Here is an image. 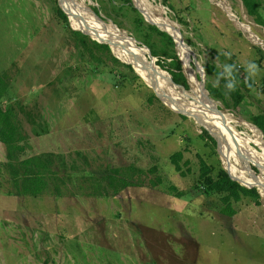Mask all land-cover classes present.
<instances>
[{
    "label": "rangeland",
    "instance_id": "obj_1",
    "mask_svg": "<svg viewBox=\"0 0 264 264\" xmlns=\"http://www.w3.org/2000/svg\"><path fill=\"white\" fill-rule=\"evenodd\" d=\"M151 3L157 14L161 3L163 16L178 25L191 73L208 95L220 109L242 119L244 126L237 124L236 130L247 138L246 124L254 126L248 132L264 143L251 120L264 113V25L248 15L242 0ZM135 4L86 0L99 18L145 45L151 23ZM57 6L58 0H0V75L6 74L8 89L0 105L16 103L21 109L28 147L24 157L52 158L70 188L62 196L17 193L0 141V264H264L261 196L259 205L248 197L234 203L236 214L229 217L222 214L216 194L197 187L198 156L214 177L226 171L217 139L210 132L215 143L201 138L203 124L162 99L150 101L152 87L136 80L128 68L91 64L70 51ZM259 12L264 21V0ZM175 48L188 78L184 57L177 44ZM222 56L232 57L254 81L235 106L230 98L226 106L207 88L222 85L205 72L207 65L226 71L230 60ZM72 64L79 67L77 73L64 76ZM250 64L256 65L254 74ZM241 76L246 78L244 72ZM188 84V89L177 86L189 92ZM179 150L181 163L188 161L191 169L185 176L170 161ZM128 166L146 172V180L158 178L159 184L146 181L117 195H90L92 185L109 169Z\"/></svg>",
    "mask_w": 264,
    "mask_h": 264
},
{
    "label": "trees",
    "instance_id": "obj_2",
    "mask_svg": "<svg viewBox=\"0 0 264 264\" xmlns=\"http://www.w3.org/2000/svg\"><path fill=\"white\" fill-rule=\"evenodd\" d=\"M54 1L56 2V0ZM161 1L164 5H168L169 0ZM242 2L248 15L252 16L258 24L264 25V21L259 12L261 0H242ZM94 9L98 12L96 8ZM55 12L64 23L65 43L70 51L72 50L74 53H77L80 58L87 60V62L91 64L110 65L112 68L120 66L126 67L133 73V77L136 80L140 79L143 81L133 71L131 65L122 63L119 58L113 55L108 44L99 43L80 30L72 29L67 15L60 7L57 6ZM69 18L73 26L85 29L83 26L77 25L70 15ZM137 21H139L140 24L144 23L142 18L137 19ZM148 29L149 32L144 36V44L151 50L154 57L159 58L157 64L171 74L175 84L188 89V79L184 73L182 61L177 55L175 48L176 43L173 37L156 25H148ZM153 34L154 37H152ZM222 57L223 59L230 60L228 68L231 66V74L229 75L226 71L220 72L218 68L207 65L205 67L206 74L215 75L222 84L220 87L207 85V88L214 98L222 99L226 106H229L228 98L233 101V105L235 106L241 103L246 93L253 89L254 81L246 75L244 69L239 68L238 65L234 63L232 57ZM121 60L128 62L123 58H121ZM77 69H79V67L72 64V66L68 68V71L64 72V76L70 75L73 71L76 72ZM241 72H244L246 76L245 79L242 78ZM5 77V73L0 75V100L8 91ZM229 82H235L236 87L233 90H229L226 87ZM152 99L157 100L153 92H151L149 100L151 101ZM20 113L21 109L16 103L6 106L0 105V141L6 148V166L9 169L11 181L17 193L33 197H39L48 193L57 196L69 193L70 188L68 187L67 178L61 175L59 170L55 169L52 158L41 155L24 157L28 147L25 134L22 131L19 121ZM251 120L264 135V113L252 116ZM201 138L215 143L214 138L207 130H203ZM183 157V151L179 150L170 156V161L174 165L175 170L180 172L182 176H185L190 173L191 169L188 161H184L183 164L181 163ZM198 157L199 175L197 177V187L205 194H216L219 197L220 202L223 204L221 208L222 214L229 217L234 216L236 214L234 203L240 202L245 197L253 198L257 205L260 204V194L257 188H246L240 185L237 181L232 180L225 170H219L217 176L214 177L212 168L203 158L200 156ZM150 171L154 173L156 168ZM144 173L146 172L134 166H128L127 168H111L104 178L102 177L99 182H95L92 185L90 195H117L121 190L129 186L142 185L145 184L146 181H148L151 186L159 184L158 178L154 180H146V178H143ZM229 173L243 182L235 173L231 171H229ZM178 195H181V193H178Z\"/></svg>",
    "mask_w": 264,
    "mask_h": 264
},
{
    "label": "bare ground",
    "instance_id": "obj_3",
    "mask_svg": "<svg viewBox=\"0 0 264 264\" xmlns=\"http://www.w3.org/2000/svg\"><path fill=\"white\" fill-rule=\"evenodd\" d=\"M133 1L139 6L149 20L158 23L163 30L170 32L175 37L182 57H184L185 60L188 80L192 86L191 91L187 92L182 87L175 85L169 73L156 65L155 61L153 63V60H150L148 57L149 51L143 45H140L135 38L131 37L124 30H121L116 24L106 22L99 18L87 7L86 0H59V3L68 14V17L70 15L77 25L83 26L85 30L92 32L96 39L113 40L114 43L111 42V46L114 53L119 58L127 60L128 62H123L130 63L135 73L138 74L144 83H149L152 87L151 89L160 94L167 92L174 95L177 99L187 102L190 106L189 109L178 107V105L171 103H167V105L177 111L186 113L187 116L192 117L199 125L203 124L202 126L217 139V143L220 145L219 151L224 168L228 172L231 171L235 173L242 179L245 185L256 187L261 198L264 200V143L261 137L255 138L248 132H253L255 127L246 124L248 131L245 132L247 138H244L242 134L236 130L237 124L243 123L242 119L239 120L232 114L220 109L218 104L213 101L212 97L204 90L202 84H200L197 78L191 73L189 67L190 57H188L189 51L184 44L181 43L180 29L178 25L172 22L168 17L163 16L165 8L161 3L155 8L160 12V14H157L151 9V0ZM229 14L234 17L230 11ZM242 28L248 31L254 39H257V36L251 33L252 31L249 26L242 25ZM118 46L124 47L126 52L123 54L120 53ZM138 63H144L146 67L142 69L137 66ZM155 82H158V87L154 86ZM188 98H192V101H189ZM251 143L256 144V147ZM253 164L256 166V170L252 167ZM243 182L241 183L244 184Z\"/></svg>",
    "mask_w": 264,
    "mask_h": 264
},
{
    "label": "water",
    "instance_id": "obj_4",
    "mask_svg": "<svg viewBox=\"0 0 264 264\" xmlns=\"http://www.w3.org/2000/svg\"><path fill=\"white\" fill-rule=\"evenodd\" d=\"M59 1V0H58ZM136 5V7L138 8V9H140L139 8V6L137 5V4H135ZM59 6H60V8H61V10L68 16V14L65 12V10L61 7V5H60V3H59ZM141 10V9H140ZM142 11V10H141ZM95 14V13H94ZM147 20H148V22L149 23H151L152 25H156L158 28H160L161 30H163L162 28H161V26L158 24V23H155V22H152L151 20H149L148 18H147ZM75 30H80L82 33H84V34H86V35H88V36H90L93 40H96L97 42H99V43H104V44H108L109 45V47H110V49H111V52L113 53V55L116 57V58H119L115 53H114V51L112 50V46H111V42H113L114 43V41L113 40H111V41H107V40H101V39H96L95 38V36H93V33L92 32H90V31H88V30H85V29H81V28H76ZM163 31H166V30H163ZM169 35H171L172 37H173V39H174V41L176 42V44H177V41H176V39H175V37L173 36V34H171L170 32H168V31H166ZM97 34V33H96ZM98 36V35H97ZM181 43L182 44H184L183 43V40H182V36H181ZM139 44H140V42H138ZM141 45V44H140ZM149 52H148V57L150 58V60H153V63H154V61L156 60V57H154L153 55H152V52H151V50L146 46V45H143ZM118 50H119V52L120 53H125L126 52V49L124 48V47H122V46H118ZM119 60L122 62V63H124V64H129V65H131L130 63H126V62H123L122 60H121V58H119ZM132 66V65H131ZM137 66H139L140 68H145L146 66H145V64L144 63H138L137 64ZM133 68V67H132ZM133 70H134V68H133ZM185 73V72H184ZM138 75V74H137ZM170 75V77H171V80H172V82L174 83V81H173V79H172V76H171V74H169ZM175 84V83H174ZM201 84V83H200ZM176 85V84H175ZM154 86H157L158 87V82H155L154 83ZM203 86V85H202ZM153 90V89H152ZM204 90H206L205 88H204ZM153 92L155 93V95H156V97L157 98H160V99H162L166 104L167 103H171V104H174V105H178V107H183V108H185V109H189V105L186 103V102H184V101H181L180 99H177L174 95H172V94H169V93H163V94H160L159 92H157V91H154L153 90ZM177 111V110H176ZM177 112H179V113H182V114H184V115H187L186 113H183V112H180V111H177ZM227 171V170H226ZM227 173H228V175L231 177V179L232 180H235V181H237L240 185H242V186H244V187H246V188H253L254 186H249V185H245V184H242L240 181H238L236 178H234L233 176H231L230 175V173L227 171ZM256 188V187H255ZM258 190V189H257ZM259 192V191H258Z\"/></svg>",
    "mask_w": 264,
    "mask_h": 264
},
{
    "label": "clouds",
    "instance_id": "obj_5",
    "mask_svg": "<svg viewBox=\"0 0 264 264\" xmlns=\"http://www.w3.org/2000/svg\"><path fill=\"white\" fill-rule=\"evenodd\" d=\"M176 43V42H175ZM249 68H250V70H252V74H254L255 73V71H256V65L255 64H250L249 65ZM226 72H228L229 73V75L231 74V66H229V68H226ZM170 74V73H169ZM186 75V74H185ZM187 77V76H186ZM188 79V78H187ZM177 85V84H176ZM179 86H181V85H179ZM226 87L229 89V90H233L235 87H236V84H235V82H229L227 85H226ZM207 130V129H206ZM208 131V130H207ZM264 136V135H263Z\"/></svg>",
    "mask_w": 264,
    "mask_h": 264
}]
</instances>
